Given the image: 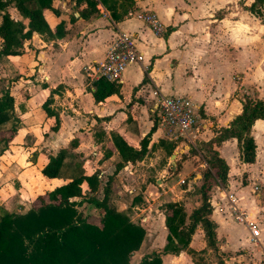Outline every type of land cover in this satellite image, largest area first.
<instances>
[{
    "label": "crops",
    "instance_id": "0c3cea01",
    "mask_svg": "<svg viewBox=\"0 0 264 264\" xmlns=\"http://www.w3.org/2000/svg\"><path fill=\"white\" fill-rule=\"evenodd\" d=\"M133 1L134 9L156 16L162 32L154 33L134 16L112 19L100 4L84 17L79 14L82 5L75 8L71 0H56L52 6L57 14L46 11L45 19L51 30L62 21V35L48 37L33 32L19 54L0 56V95L7 91L13 98V112L0 124V135L7 134L15 124L6 147L0 142V215L2 211L25 215L39 206L38 197L46 192L73 177L95 173L98 185L93 196L100 200L102 187L108 182L107 206L143 229L140 246L130 254L128 264L132 259L139 264L153 252L159 255L161 264H194L185 251L161 253L167 233L161 205L179 202L188 215L199 204L193 184L199 181L206 163L196 145L207 142L229 124L241 110L242 95L264 100V25L243 8L251 0ZM10 9L7 12L13 20L24 21L15 8L16 15ZM118 32L132 36L142 61L124 68L121 81L116 83L117 93L95 102L92 81L82 68L100 61ZM170 95L188 99L193 107L195 122L189 136L193 145L172 137L157 122L149 132L154 104L159 96ZM46 98L54 116L46 115L42 108ZM148 132L142 158L125 163L113 174L119 157L110 133L119 134L137 148ZM249 133L255 144L251 163L239 160L234 138L218 146L227 173L225 183L211 189L210 219L215 245L225 255V264H255L264 250V121L254 120ZM152 148L158 153L172 148L174 162L166 154L160 169L155 170L159 164L150 157ZM61 149L65 154L59 175L43 177L40 169L47 157ZM168 167L174 168L164 180ZM171 175L177 177L175 182H169ZM195 177L198 180L193 183ZM81 191L82 195L69 198L71 207L63 205L57 211L69 209L74 212L73 221L79 214L88 224L100 228L102 213L92 221L98 210L87 201L91 194L84 183ZM228 194L234 196V207L255 222L258 244L250 240L246 226L234 220ZM45 211L32 210L37 216ZM155 216L160 220V230L154 225ZM45 228L36 225L32 229ZM156 229L162 240L159 249H152L149 240H156ZM22 239L30 251L32 243ZM188 247L194 251L205 249L199 253L202 264H215L199 224L190 235Z\"/></svg>",
    "mask_w": 264,
    "mask_h": 264
},
{
    "label": "trees",
    "instance_id": "16d2710c",
    "mask_svg": "<svg viewBox=\"0 0 264 264\" xmlns=\"http://www.w3.org/2000/svg\"><path fill=\"white\" fill-rule=\"evenodd\" d=\"M56 0H0V56L17 55L23 44L30 39L33 32L48 37H60L63 23H57L50 29L45 12L57 14L52 3ZM74 7L83 6L80 16L87 17L96 10V4L102 5L112 19H121L128 9L133 8V0H71ZM15 8L24 21L13 20L6 8ZM251 15L258 18L264 25V0H251L243 7ZM91 95L95 102H101L106 97L118 92V85L103 79L92 81ZM49 99L42 103L46 115L54 116L48 108ZM13 112V98L8 92L0 95V124L9 119ZM56 118V116H55ZM264 121V100L244 94L241 97V110L226 127L220 128L217 134L196 146L206 163L201 170L197 194L199 204L186 215L179 202H166L161 205L163 224L166 229L165 245L161 253L177 254L185 251L194 264H202L199 253L188 247L190 235L197 224L203 232L205 247L211 249L215 256V264H225V255L219 252L215 245L214 223L210 219L211 205L210 192L217 184L223 185L226 181L227 166L218 154V146L227 138H234L237 143L238 156L241 162L251 163L255 156V144L250 135V127L254 120ZM149 132L154 130L156 120H153ZM15 124L11 125L7 134L0 135L3 148L10 141L15 131ZM57 127V118L55 125ZM139 141L137 148L127 144L117 133H110V141L119 157L114 165L113 174L125 163H134L145 154L148 142L147 136ZM171 149L166 154H171ZM194 150V149H193ZM65 150H59L55 155L47 157V162L40 169L45 178H54L64 158ZM105 156V155H104ZM107 156V155H106ZM86 185L87 201L102 213L99 222L100 228L88 224L76 214L71 219V210L57 211L58 207H71L73 202L69 198L82 195L81 184ZM98 181L95 173L79 175L69 181L56 186L38 197L39 206L25 215L17 216L2 211L0 215V257H16V259H0V264H128L130 254L140 246L143 229L131 223L128 218L107 206L109 183L102 187V198L96 199L93 194L97 191ZM49 208L51 210H49ZM33 211H45L39 216ZM68 211V212H67ZM47 215V216H43ZM79 224V225H77ZM36 225L46 226L45 229L34 231ZM14 226V227H13ZM32 243L30 251L23 239ZM23 257L24 259H18ZM139 264H161L159 255L151 253L144 256Z\"/></svg>",
    "mask_w": 264,
    "mask_h": 264
},
{
    "label": "built area",
    "instance_id": "2783aa9c",
    "mask_svg": "<svg viewBox=\"0 0 264 264\" xmlns=\"http://www.w3.org/2000/svg\"><path fill=\"white\" fill-rule=\"evenodd\" d=\"M136 17L143 21L154 33L163 31L161 23L156 16L149 11L130 8L125 17ZM142 53L137 50L132 36L126 32H118L109 42L104 55L100 61L86 65L82 68L85 77L90 80L103 79L108 82L118 83L121 81V74L129 64H137L142 61ZM153 94H156L155 92ZM153 110L157 112L158 124L162 125L168 134L174 138H180L193 145L189 137L195 122L193 107L188 99L178 96H159L154 104ZM203 167H206L203 164ZM257 187H254V190ZM227 199L232 207L233 218L243 223L250 234V240L258 244V228L253 220L247 218V213L234 207V196L228 194ZM255 264H264V250L260 260Z\"/></svg>",
    "mask_w": 264,
    "mask_h": 264
},
{
    "label": "rangeland",
    "instance_id": "374dc122",
    "mask_svg": "<svg viewBox=\"0 0 264 264\" xmlns=\"http://www.w3.org/2000/svg\"><path fill=\"white\" fill-rule=\"evenodd\" d=\"M242 1V0H241ZM10 9V12L11 13H14L15 15L17 14V12H15L14 11V9H12V7L11 6H8L7 8H6V10L7 9ZM151 116H152V119H154V120H157L158 119V116H157V112L156 111H154V112H151ZM158 123V122H157ZM196 144V143H195ZM196 146H198V145H196ZM157 149H151V151H150V157H152L153 159H155V164H159V167H156V169L155 170H159L160 169V165H162V162H164L165 161V157H166V151L165 152H163V151H161V152H159L158 153V151H156ZM171 154H174V152L172 151L171 152ZM174 157H175V154H174ZM174 157L173 158H171L170 160L172 161V162H174ZM161 163V164H160ZM154 170V169H153ZM171 170H173V168H171ZM171 170H170V167H168L167 168V171L165 172V173H163V178L162 179H164V180H166V179H168L169 178V176H170V174H171ZM165 177H167V178H165ZM176 179H177V177L175 176V175H171V179H170V181L169 182H175L176 181ZM197 180H198V178H196L195 177V179H194V181H193V183H195V182H197ZM186 181V180H185ZM151 182H152V184L153 185H155L154 184V178L153 177H151ZM199 185V181L197 182V184H193V192H196L197 193V186ZM161 203V202H160ZM162 204V203H161ZM155 207H158V208H160V206L159 205H156ZM98 210V211H97ZM96 211V213H97V216L95 217V218H92V221H97V219H99V217H100V211H99V209H97ZM98 215H99V217H98ZM89 220V219H88ZM153 221H154V225L156 226V227H158V229L160 230V220H159V218L157 219V216H155L154 218H153ZM158 229H156V233H158V236L157 237H155V241L153 240V239H150L149 240V243H150V245H151V247H152V249H159V241L160 240H162V236H160V234H159V230ZM149 243H148V245H149ZM136 262H137V259H132L131 260V264H136Z\"/></svg>",
    "mask_w": 264,
    "mask_h": 264
},
{
    "label": "water",
    "instance_id": "95a60500",
    "mask_svg": "<svg viewBox=\"0 0 264 264\" xmlns=\"http://www.w3.org/2000/svg\"><path fill=\"white\" fill-rule=\"evenodd\" d=\"M173 157H174V154H170L169 158L171 159ZM172 168H174V167H172Z\"/></svg>",
    "mask_w": 264,
    "mask_h": 264
}]
</instances>
